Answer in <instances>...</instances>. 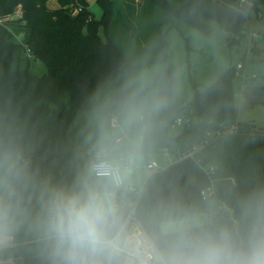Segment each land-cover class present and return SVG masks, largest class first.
Listing matches in <instances>:
<instances>
[{
  "label": "clouds",
  "instance_id": "1",
  "mask_svg": "<svg viewBox=\"0 0 264 264\" xmlns=\"http://www.w3.org/2000/svg\"><path fill=\"white\" fill-rule=\"evenodd\" d=\"M224 11L236 17L249 9ZM217 64L197 90L201 102L230 67L222 58ZM192 102L180 62L161 54L134 66L93 110L70 184L39 181L16 140L0 138V264L20 255L35 264H264V185L229 189L225 200L173 193L132 220L133 197L158 173L148 168L156 142ZM245 102L236 93L232 106Z\"/></svg>",
  "mask_w": 264,
  "mask_h": 264
},
{
  "label": "trees",
  "instance_id": "2",
  "mask_svg": "<svg viewBox=\"0 0 264 264\" xmlns=\"http://www.w3.org/2000/svg\"><path fill=\"white\" fill-rule=\"evenodd\" d=\"M50 1L0 0V138L16 140L39 181L70 184L87 149V130L79 120L96 100L107 96L106 86L123 79L134 65L110 37L117 0H97L103 12L100 20L91 13L88 0H57L59 7L54 10L49 8ZM78 1L81 11L75 16L70 8L77 9ZM143 1L166 16L157 29V42L167 60L170 48L161 26L169 24L171 29L186 23L209 35L212 29L207 21H213L239 37L248 15L234 17L224 8L238 4L250 11L264 6V0ZM17 36L23 37L22 42ZM33 60L44 66L43 74L31 70ZM235 73L236 66H231L207 101L201 102L196 91L190 112L177 114L158 139L148 162L173 147L180 159L158 170L137 202L133 197V222L158 199L173 193L194 200L213 185L214 196L225 200L229 189L246 191L264 185V128L237 120L232 106ZM179 118L185 129L173 137L171 129ZM235 122L239 125L236 135L210 141L209 134ZM51 145L69 165L59 159L46 164ZM195 146L193 157L181 159ZM211 167L214 175H210ZM13 263L35 264L25 255L17 256Z\"/></svg>",
  "mask_w": 264,
  "mask_h": 264
},
{
  "label": "rangeland",
  "instance_id": "3",
  "mask_svg": "<svg viewBox=\"0 0 264 264\" xmlns=\"http://www.w3.org/2000/svg\"><path fill=\"white\" fill-rule=\"evenodd\" d=\"M88 3L95 19L100 20L103 12L97 0H88ZM76 5L78 9L79 1ZM58 7L57 0L49 2L50 9ZM71 8L70 11L76 16L77 9ZM116 12L117 16L110 32L111 39L134 66H138L146 59L154 62L161 54L157 42V29L166 20L165 14L143 0H136L135 3H132V0H117ZM17 17L19 12L15 18ZM207 23L212 29L209 35L186 23L174 25L171 29L169 24L161 26L162 31L167 32L169 60L184 65L187 87L193 97L205 80L217 74L218 58L225 59L230 67L243 64L244 69L236 70L232 81L234 96L236 93H242L246 100L239 109L236 108L237 120L242 123L254 122L258 127L264 128V6L249 11L244 32L239 37L227 33L216 22ZM194 33H198L200 37L195 43ZM17 39L22 42L23 37L17 36ZM31 66H35L31 70L38 75L45 72L44 66L37 61L33 60ZM253 76L256 77L255 80H251ZM121 82L122 79L106 86L107 95L117 89ZM101 101L96 100L82 115L78 124L83 129L88 131L90 116ZM184 129L185 123L181 126L174 125L170 134L177 137ZM154 159L162 167L169 162L170 164L177 162L180 157L170 154L167 158L164 154L158 153L154 155Z\"/></svg>",
  "mask_w": 264,
  "mask_h": 264
},
{
  "label": "built area",
  "instance_id": "4",
  "mask_svg": "<svg viewBox=\"0 0 264 264\" xmlns=\"http://www.w3.org/2000/svg\"><path fill=\"white\" fill-rule=\"evenodd\" d=\"M80 11H81V8H78V9H77V12H80ZM243 69H244L243 64H237V65H236V70H237V71H240V70H243ZM244 78H246V76H244ZM255 79H256V77L253 76L251 80H255ZM175 125H178V126L183 125V119H182V118H179V119L175 122ZM238 132H239V125H238L237 122H235V123H232V124H230V125H224V126H222L221 129L218 130L217 132L212 133V134H209V139H210V141H214V140L219 139V138H221V137H223V136L236 135ZM196 151H197V147L195 146V147H193L190 151H188L186 154H184V155L182 156L181 159H183V158H188V157H193V155H194V153H195ZM161 153L164 154V156L167 157V158H168V157L170 156V154H171L170 151L167 150V149L162 150ZM148 168H149L150 170H151V169H158V170H161L160 167H159V165H158V163H157L156 161H153V160H151L150 162H148ZM209 171H210V175H214V174H215V170H214V168L211 167V168L209 169ZM207 189H210L211 192L203 190L202 193H201L202 196H207V195H209V194H211V195H215V189H214L213 185H212L211 187H208ZM135 199H136V202H137L138 199H137V198H135ZM136 202H135V204H136ZM135 204L133 205V209H134ZM132 213H134V210L132 211ZM135 222H136V221H134V223H135Z\"/></svg>",
  "mask_w": 264,
  "mask_h": 264
},
{
  "label": "water",
  "instance_id": "5",
  "mask_svg": "<svg viewBox=\"0 0 264 264\" xmlns=\"http://www.w3.org/2000/svg\"><path fill=\"white\" fill-rule=\"evenodd\" d=\"M50 150H51V154H50V156L48 157V159L46 160V164H49V162L52 161V160H54V159H59V160H61L59 154L57 153V149H56V146H55V145H51ZM170 153H171L172 155L177 156V155H178V153H177V147H173V148L171 149ZM61 161H62V160H61ZM62 163L69 165V163H67V162H63V161H62Z\"/></svg>",
  "mask_w": 264,
  "mask_h": 264
},
{
  "label": "crops",
  "instance_id": "6",
  "mask_svg": "<svg viewBox=\"0 0 264 264\" xmlns=\"http://www.w3.org/2000/svg\"><path fill=\"white\" fill-rule=\"evenodd\" d=\"M160 153H161V152H160ZM151 160L155 161L154 156L151 158ZM175 163H176V162H175ZM173 164H174V163H173ZM170 165H172V164H170V162H169V164H165V165H163L162 167L159 165V167H160L161 170H164V169H166L167 167H169ZM12 264H14V263L12 262Z\"/></svg>",
  "mask_w": 264,
  "mask_h": 264
}]
</instances>
